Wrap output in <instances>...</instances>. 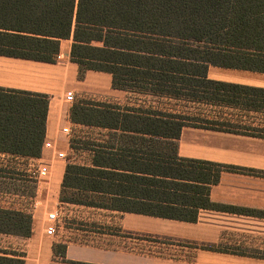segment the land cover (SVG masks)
Returning a JSON list of instances; mask_svg holds the SVG:
<instances>
[{
    "label": "crops",
    "instance_id": "obj_1",
    "mask_svg": "<svg viewBox=\"0 0 264 264\" xmlns=\"http://www.w3.org/2000/svg\"><path fill=\"white\" fill-rule=\"evenodd\" d=\"M71 46L72 39L61 41L55 63L0 54V87L49 97V146L43 145L41 156L0 152V209L32 216L31 236L0 232V254L20 255L25 264H264V174L249 172H264V136H259L264 108L115 88L110 72L87 70L80 76ZM207 78L264 89L260 71L211 64ZM68 91L74 102L66 100ZM79 101L113 105L121 117L98 125L75 123L71 107ZM170 115L183 117L177 138L164 131ZM171 154L247 171H223L209 191L217 207L197 213L190 208L196 219L140 211L141 203H157L144 189H160L142 180L163 172L152 166L162 168ZM41 163L49 172L39 178L34 166ZM68 164L96 169L105 192H89V204L62 201ZM52 211L59 219L55 235L48 236ZM59 245H65L64 256L56 251Z\"/></svg>",
    "mask_w": 264,
    "mask_h": 264
},
{
    "label": "trees",
    "instance_id": "obj_2",
    "mask_svg": "<svg viewBox=\"0 0 264 264\" xmlns=\"http://www.w3.org/2000/svg\"><path fill=\"white\" fill-rule=\"evenodd\" d=\"M64 39H72L71 59L79 65L80 76L87 70L105 71L112 73L113 86L119 89L264 108V89L207 78L211 64L264 72V0H0L1 55L55 63ZM48 107L47 94L0 87V152L40 157ZM120 117L113 105L96 101L71 107L75 123L98 125ZM170 117L164 131L168 128L177 138L183 117ZM159 128L154 120V132ZM152 168L163 172L142 181L160 189H144L143 195L157 203L136 207L188 220L196 219L190 208L197 213L200 207H217L209 191L223 171H247L172 154L162 168ZM97 177L96 169L68 164L61 200L93 203L89 192H105ZM71 190L76 192L68 194ZM0 232L29 237L32 216L0 209ZM57 247L64 256L65 245ZM0 264L25 260L4 252Z\"/></svg>",
    "mask_w": 264,
    "mask_h": 264
},
{
    "label": "built area",
    "instance_id": "obj_3",
    "mask_svg": "<svg viewBox=\"0 0 264 264\" xmlns=\"http://www.w3.org/2000/svg\"><path fill=\"white\" fill-rule=\"evenodd\" d=\"M66 100L69 102L75 101V96H74V93L72 91L67 92ZM63 131L66 133L70 132L69 128H67V127H65L63 129ZM44 145L49 146V143L46 142V143H44ZM59 157L66 159V155H64L63 153H59ZM34 169H36V174L39 178L46 176L49 172V166L47 163H41L37 166H34ZM58 219H59L58 211H52L48 214V223H47L46 229H45L46 235H48V236L55 235Z\"/></svg>",
    "mask_w": 264,
    "mask_h": 264
},
{
    "label": "rangeland",
    "instance_id": "obj_4",
    "mask_svg": "<svg viewBox=\"0 0 264 264\" xmlns=\"http://www.w3.org/2000/svg\"><path fill=\"white\" fill-rule=\"evenodd\" d=\"M56 251L59 253L60 252V249H58V247L56 248Z\"/></svg>",
    "mask_w": 264,
    "mask_h": 264
}]
</instances>
